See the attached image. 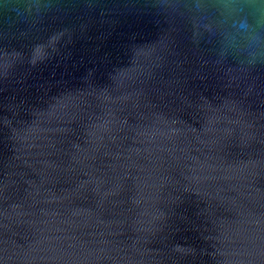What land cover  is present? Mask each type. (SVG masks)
Here are the masks:
<instances>
[{"label": "water", "instance_id": "water-1", "mask_svg": "<svg viewBox=\"0 0 264 264\" xmlns=\"http://www.w3.org/2000/svg\"><path fill=\"white\" fill-rule=\"evenodd\" d=\"M0 264H264V0H0Z\"/></svg>", "mask_w": 264, "mask_h": 264}]
</instances>
